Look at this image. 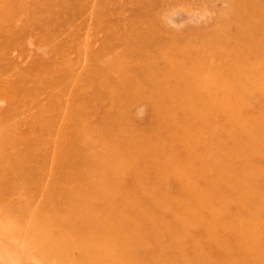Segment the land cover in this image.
I'll list each match as a JSON object with an SVG mask.
<instances>
[{
  "label": "rangeland",
  "instance_id": "obj_1",
  "mask_svg": "<svg viewBox=\"0 0 264 264\" xmlns=\"http://www.w3.org/2000/svg\"><path fill=\"white\" fill-rule=\"evenodd\" d=\"M0 264H264V0H0Z\"/></svg>",
  "mask_w": 264,
  "mask_h": 264
},
{
  "label": "bare ground",
  "instance_id": "obj_2",
  "mask_svg": "<svg viewBox=\"0 0 264 264\" xmlns=\"http://www.w3.org/2000/svg\"><path fill=\"white\" fill-rule=\"evenodd\" d=\"M198 73H199V72H198ZM36 120H37V119H36ZM36 131H37V129H36ZM25 146H26V145H25ZM29 150H30V149H29ZM26 151H27V150H26ZM32 152H33V151H32ZM15 153H18V152H15ZM29 154H30V153H29ZM29 154H28V155H29ZM18 155H20V154L18 153ZM26 155H27V153H26ZM20 156H21V155H20ZM20 156H17V158L20 157ZM30 156H32V155H30ZM34 156H35V155H34ZM36 156H37V155H36ZM36 156H35V157H36ZM21 157H22V156H21ZM27 157H28V156H27ZM43 157H44V156H43ZM81 157H82V156H81ZM104 157H105V156H104ZM25 158H26V157H25ZM28 158H29V157H28ZM32 158H33V157H31V159H32ZM18 159H20V158H18ZM43 159H44V158H43ZM33 160H34V159H33ZM35 160H36V159H35ZM45 160H46V159H45ZM130 160H132V159H130ZM19 161H20V160H19ZM21 161H22V160H21ZM24 161H25V160H24ZM36 163H37V162H36ZM155 163H156V162H155ZM55 167H56V166H55ZM29 169H30V168H29ZM120 171H121V170H120ZM29 180H30V179H29ZM69 190H70V189H69ZM66 191H67V190H66ZM66 191H65V192H66ZM50 192H53V191L50 190ZM56 192L58 193V191H56ZM56 192H55V193H56ZM69 192H70V191H69ZM53 193H54V192H53ZM73 193H74V192H73ZM47 194H49V193L47 192ZM50 194H51V193H50ZM50 194H49V195H50ZM70 194H71V193H70ZM51 195H53V194H51ZM63 195H64V194H63ZM87 195H88V194H87ZM54 196H55V194H54ZM83 196H85V195H83ZM49 197H51V196H49ZM68 197H69V196H68ZM68 197H67V198H68ZM73 197H74V196H73ZM88 197H91V196H88ZM71 198H72V197H71ZM71 198H70V199H71ZM50 199H51V198H50ZM52 199H53V198H52ZM105 199H106V198H105ZM73 200H75V199H72L71 201H73ZM61 201H62V200H61ZM62 202H64V201H62ZM67 202H69V200H67ZM69 204H71V203H69ZM62 205H63V204H62ZM79 205H80V204H79ZM63 206H64V205H63ZM59 216H60V215H59ZM107 228H108V227H107ZM115 244H116V243H115ZM116 251H117V250H116Z\"/></svg>",
  "mask_w": 264,
  "mask_h": 264
}]
</instances>
